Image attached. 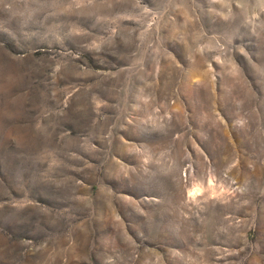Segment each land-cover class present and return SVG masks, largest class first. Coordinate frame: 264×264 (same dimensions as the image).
<instances>
[{
	"label": "rangeland",
	"instance_id": "rangeland-1",
	"mask_svg": "<svg viewBox=\"0 0 264 264\" xmlns=\"http://www.w3.org/2000/svg\"><path fill=\"white\" fill-rule=\"evenodd\" d=\"M0 264H264V0H0Z\"/></svg>",
	"mask_w": 264,
	"mask_h": 264
}]
</instances>
